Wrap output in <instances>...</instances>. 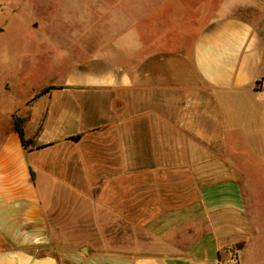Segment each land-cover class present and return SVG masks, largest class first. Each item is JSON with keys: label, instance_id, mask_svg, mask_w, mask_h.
Masks as SVG:
<instances>
[{"label": "crops", "instance_id": "0c3cea01", "mask_svg": "<svg viewBox=\"0 0 264 264\" xmlns=\"http://www.w3.org/2000/svg\"><path fill=\"white\" fill-rule=\"evenodd\" d=\"M93 3L84 61L0 91V264H264V0Z\"/></svg>", "mask_w": 264, "mask_h": 264}, {"label": "rangeland", "instance_id": "374dc122", "mask_svg": "<svg viewBox=\"0 0 264 264\" xmlns=\"http://www.w3.org/2000/svg\"><path fill=\"white\" fill-rule=\"evenodd\" d=\"M95 21L93 0H0V67L23 74L21 80L0 78V91L8 80L15 102L23 105L34 89L60 83L92 51Z\"/></svg>", "mask_w": 264, "mask_h": 264}, {"label": "trees", "instance_id": "16d2710c", "mask_svg": "<svg viewBox=\"0 0 264 264\" xmlns=\"http://www.w3.org/2000/svg\"><path fill=\"white\" fill-rule=\"evenodd\" d=\"M23 124H24V119H22V118H16L15 119V129L20 136L22 145L26 149H30V148H32V142L25 138Z\"/></svg>", "mask_w": 264, "mask_h": 264}]
</instances>
